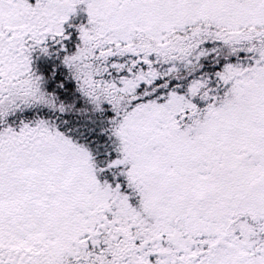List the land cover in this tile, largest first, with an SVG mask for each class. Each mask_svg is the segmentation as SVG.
I'll use <instances>...</instances> for the list:
<instances>
[{
    "label": "snow or ice",
    "instance_id": "obj_1",
    "mask_svg": "<svg viewBox=\"0 0 264 264\" xmlns=\"http://www.w3.org/2000/svg\"><path fill=\"white\" fill-rule=\"evenodd\" d=\"M0 264H264V0H0Z\"/></svg>",
    "mask_w": 264,
    "mask_h": 264
}]
</instances>
